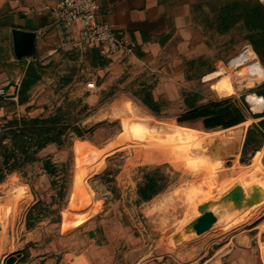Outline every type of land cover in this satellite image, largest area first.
Returning <instances> with one entry per match:
<instances>
[{"label":"rangeland","instance_id":"rangeland-1","mask_svg":"<svg viewBox=\"0 0 264 264\" xmlns=\"http://www.w3.org/2000/svg\"><path fill=\"white\" fill-rule=\"evenodd\" d=\"M262 8L258 0H196L197 49L183 98L153 105L158 114L119 89L91 100L87 83L102 86L106 64L81 41L32 60L6 117L61 113L84 133H68L0 183V260L42 227L46 238L106 248L113 264H264V114L251 117L264 111L252 100L264 95V54L249 45L264 37L253 30ZM219 101L237 109L223 125L248 122L210 130L177 120Z\"/></svg>","mask_w":264,"mask_h":264},{"label":"crops","instance_id":"crops-1","mask_svg":"<svg viewBox=\"0 0 264 264\" xmlns=\"http://www.w3.org/2000/svg\"><path fill=\"white\" fill-rule=\"evenodd\" d=\"M60 1L0 0V88L6 92L0 96V122L8 114L10 102L15 101L17 85L32 60L43 59L61 49L80 44L78 28L60 25L52 12ZM97 2L98 19L111 24L125 41L134 43L136 48L132 54L103 59L106 64L103 85L95 86L90 99L99 98L104 88L112 91L119 89L123 96L130 94L136 99L152 100L153 105L180 102L186 68L193 51L197 49V16L193 10L196 0ZM262 30L264 34V25ZM249 45L253 48L250 40ZM248 120L247 117L245 122L229 128L242 126ZM189 123L198 128H217H207L204 118ZM70 239L62 236L46 238L42 227L29 231L23 241H17L14 250L0 260V264L115 262L106 248H81L74 246ZM31 243L34 247H31Z\"/></svg>","mask_w":264,"mask_h":264},{"label":"trees","instance_id":"trees-1","mask_svg":"<svg viewBox=\"0 0 264 264\" xmlns=\"http://www.w3.org/2000/svg\"><path fill=\"white\" fill-rule=\"evenodd\" d=\"M261 12L263 18H261L260 22H258V18L254 22L253 29L255 32L262 29L264 25V8L261 9ZM249 40L257 55L262 56L264 54V37L259 38V40L255 38ZM261 96L264 97V95ZM143 105L153 114L159 113V109L153 106L150 100L144 102ZM234 112H237L236 106L226 104V101H219L210 107L204 106L199 110L189 112L188 116L177 118V120L183 123L204 118L207 128L221 126L229 128L247 120V117L242 116L235 123L223 125V121L226 122L224 116ZM251 117L259 118L256 114H252ZM67 121L68 117L63 116L61 113L34 118L28 115L20 118L5 117L0 122V183L3 182L9 173L19 170L21 166L40 160L41 153L49 146H60L68 133H75L82 137L84 132L74 124L68 125ZM7 139L11 141L10 146L4 144ZM44 165L49 174L57 172V167L50 160L46 159ZM145 198L150 199L151 196L147 195ZM42 204L43 202H39L33 207V210L36 206L38 207Z\"/></svg>","mask_w":264,"mask_h":264},{"label":"built area","instance_id":"built-area-1","mask_svg":"<svg viewBox=\"0 0 264 264\" xmlns=\"http://www.w3.org/2000/svg\"><path fill=\"white\" fill-rule=\"evenodd\" d=\"M264 5V0H258ZM57 22L64 27L76 26L80 41L95 49L99 57L109 59L118 54H132L136 45L127 42L111 24L98 19L97 0H61L52 10ZM95 82H88L87 88L94 89ZM6 94L0 88V96Z\"/></svg>","mask_w":264,"mask_h":264},{"label":"bare ground","instance_id":"bare-ground-1","mask_svg":"<svg viewBox=\"0 0 264 264\" xmlns=\"http://www.w3.org/2000/svg\"><path fill=\"white\" fill-rule=\"evenodd\" d=\"M252 53V51H249V52H247V54L246 55H244V58L247 60V61H249L250 60V58H251V54ZM252 71V70H251ZM220 92H222L223 94H225V93H227L226 92V89L223 87V90H221L220 89ZM262 97H253L252 98V100H253V102L255 103V108L260 112V111H262L263 109H264V101L261 99ZM260 180H262V179H259V180H257V182H258V184H260L259 183V181ZM263 181V180H262ZM261 181V183L263 184V182ZM263 185H259V187L261 188ZM257 187H258V185H257ZM259 188V189H260ZM262 192V191H261ZM237 195V194H236Z\"/></svg>","mask_w":264,"mask_h":264}]
</instances>
